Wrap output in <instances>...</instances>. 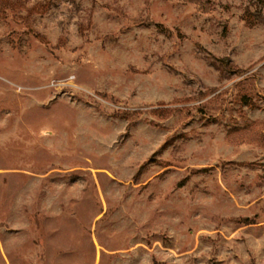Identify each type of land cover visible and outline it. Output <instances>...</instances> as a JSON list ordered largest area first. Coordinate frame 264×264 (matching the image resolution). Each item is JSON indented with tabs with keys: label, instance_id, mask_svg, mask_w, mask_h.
Instances as JSON below:
<instances>
[{
	"label": "rangeland",
	"instance_id": "rangeland-1",
	"mask_svg": "<svg viewBox=\"0 0 264 264\" xmlns=\"http://www.w3.org/2000/svg\"><path fill=\"white\" fill-rule=\"evenodd\" d=\"M12 1L0 264H264V0Z\"/></svg>",
	"mask_w": 264,
	"mask_h": 264
},
{
	"label": "trees",
	"instance_id": "trees-1",
	"mask_svg": "<svg viewBox=\"0 0 264 264\" xmlns=\"http://www.w3.org/2000/svg\"><path fill=\"white\" fill-rule=\"evenodd\" d=\"M14 2L12 0H0V12H4L6 8H13L14 7ZM0 13V14H2Z\"/></svg>",
	"mask_w": 264,
	"mask_h": 264
}]
</instances>
